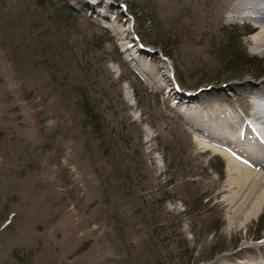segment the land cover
I'll use <instances>...</instances> for the list:
<instances>
[{"label": "rangeland", "instance_id": "rangeland-1", "mask_svg": "<svg viewBox=\"0 0 264 264\" xmlns=\"http://www.w3.org/2000/svg\"><path fill=\"white\" fill-rule=\"evenodd\" d=\"M56 1L0 0V264L153 261L152 233L133 210L136 200H147V211L158 198L172 212L162 221L182 217L194 264L264 260V206L241 226L231 218L233 162L243 156L227 138L252 133L242 122L263 124L250 115V99L264 86L256 28L229 17L235 0H59L78 18L70 25L57 21L68 13L54 11ZM132 41L139 51L129 54ZM234 52L250 58L242 74L231 75ZM63 75L69 84L60 85ZM76 84L86 85L111 125L134 135L129 152L141 146L146 179L132 195L121 190L109 200L103 192L100 168L107 175L113 167L80 123ZM177 182L188 204L183 194L167 195ZM170 254L163 247L160 259Z\"/></svg>", "mask_w": 264, "mask_h": 264}, {"label": "trees", "instance_id": "trees-1", "mask_svg": "<svg viewBox=\"0 0 264 264\" xmlns=\"http://www.w3.org/2000/svg\"><path fill=\"white\" fill-rule=\"evenodd\" d=\"M37 1V0H36ZM38 2L42 6L48 5V3L53 2V0H38ZM59 0L55 3V9L57 12L60 11L63 13L67 11L68 15L63 16L64 19L61 18V15H57L59 20L58 22L63 20V22L70 25L71 20H78L76 15H73L71 13V9L67 7L66 4H59ZM61 5V6H60ZM60 9V10H59ZM59 14V13H58ZM61 22L58 24V27H61ZM92 42H99L100 40L96 38L95 36L92 37ZM103 41H100V47L103 48ZM235 56L233 60V68L231 71V75L236 74H242L241 72L247 71V69H244L243 71L239 72L238 69H243L244 65L248 63L250 60L247 59L246 54H240L238 52H234ZM176 67L179 70L178 77L182 79V68L178 64H176ZM82 71V69H81ZM237 71V72H235ZM249 72V71H248ZM264 72V71H263ZM263 72H256V74H264ZM208 81V79L203 78L202 82ZM183 82V81H181ZM202 82H196L193 85L196 87L201 86L200 83ZM199 83V84H198ZM69 84L68 82V76L63 75L62 81L60 82V85H66ZM77 92H79L80 98L78 99V103L80 106V114L81 125L88 126L90 132L94 135V138H99V148L101 156L104 160V162L107 163V165H111L113 168L109 169V174H105L104 169H107V166L102 165V168H100V176L102 177L101 181V187L103 188V192L106 193L107 199L110 200V193H116L117 191L125 190L126 193H129L132 195L134 192L131 193V191H136L135 189L139 184H141L142 180H145V176H143V173L139 172V169L141 170L142 165L139 164L140 160L138 158L139 149H137V152L135 150L133 152H129V147L132 145L131 142L134 141V135L131 133H126V131H123L125 127H119L115 125H111L108 120H106L105 115L101 112V110L98 108V106L94 103H92L91 95L89 94L88 88L86 85H75ZM60 93L70 94V86H63L62 89H60ZM116 126V127H115ZM115 130V133H114ZM90 145V143H87ZM141 145V143H140ZM165 147L170 148L169 145H165ZM90 152L93 153V147L91 146ZM98 156V157H101ZM179 163V159L177 160ZM180 164V163H179ZM223 164V163H222ZM224 166V165H223ZM223 166L218 167L220 171H223ZM187 169V168H184ZM182 169V170H184ZM106 171V170H105ZM142 172V171H141ZM113 178L116 182H118V185L115 186L113 183ZM175 181V179H174ZM173 180H170L171 183H174ZM169 183V181H168ZM186 187V186H185ZM180 187L179 183L177 182L174 187V193L167 192L168 196H174L179 195L183 199L184 195V201L185 203L188 202V192H185L186 188ZM183 191V192H182ZM127 194V195H129ZM183 194V195H182ZM205 195L201 196L200 201H204ZM160 201V204L162 203V200L164 201V198H158ZM144 201V200H143ZM145 202V203H144ZM143 204H140L139 201L136 200L135 202V209L133 210V213H137L142 221L146 222V225L149 226L151 234V239L153 242L149 243L148 245V251L152 252L153 248L155 247L158 250V253L156 254L155 259L153 261L145 260L142 264H194L196 262L195 259V247H192L189 245V241L185 236L184 231L181 228L182 225V217L179 214H176L175 220H171L168 222V219H165V221H162V216L169 215V210L165 211V207H162L160 204H151L149 210L145 211L144 209L149 206L150 203L148 201H144ZM199 201H197L192 196V203L195 204ZM188 204V203H187ZM121 211V210H120ZM119 210L114 213V219L116 220V223L118 222V219L120 218L119 215H121V212ZM129 212L126 210L123 211V217L125 221L127 222L128 219L125 218ZM129 225V223H127ZM124 226V225H123ZM122 226V227H123ZM169 227H172L173 229H169ZM119 228V227H118ZM127 229V228H126ZM169 229L168 239L166 237H161L163 233H166V231ZM119 231L121 229H118ZM175 237H174V236ZM171 250V254L167 257V260H161L160 259V252L162 253L163 247H169ZM212 252L209 256L203 255L201 256V259L203 258H210V256L213 254ZM133 264V263H131ZM140 264V263H139Z\"/></svg>", "mask_w": 264, "mask_h": 264}, {"label": "bare ground", "instance_id": "bare-ground-1", "mask_svg": "<svg viewBox=\"0 0 264 264\" xmlns=\"http://www.w3.org/2000/svg\"><path fill=\"white\" fill-rule=\"evenodd\" d=\"M229 17L246 19L250 29L256 28L253 36L256 43L255 49L264 54V0H235L231 6ZM251 21H254V26H251ZM118 33L121 32L117 30ZM119 37H123V34L121 33ZM126 51L131 54L132 51L137 52L139 50L136 43L132 41ZM132 58H135L134 55ZM245 83H249L248 80L243 82V84ZM257 87L259 88L253 89V95L250 99L255 106L254 110H250V115H255L263 124L254 123L251 126L248 121H245V125L244 122H239L245 128H252V133L237 135L238 137L234 142L227 138L229 139L227 142L232 144V147L230 146L233 148L232 152L235 154L238 151L243 156H239V160L233 162V170L238 174V177L236 176L238 185L230 202L232 204V223L236 226H241L242 218L247 221L251 216L258 214V211L264 206V86L257 85ZM255 261V264H264V260L256 259Z\"/></svg>", "mask_w": 264, "mask_h": 264}]
</instances>
